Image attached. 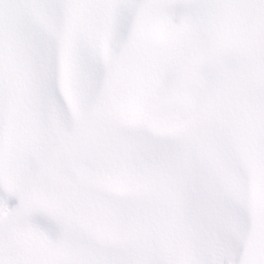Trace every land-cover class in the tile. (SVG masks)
I'll list each match as a JSON object with an SVG mask.
<instances>
[{"label": "snow or ice", "instance_id": "obj_1", "mask_svg": "<svg viewBox=\"0 0 264 264\" xmlns=\"http://www.w3.org/2000/svg\"><path fill=\"white\" fill-rule=\"evenodd\" d=\"M0 264H264V0H0Z\"/></svg>", "mask_w": 264, "mask_h": 264}]
</instances>
